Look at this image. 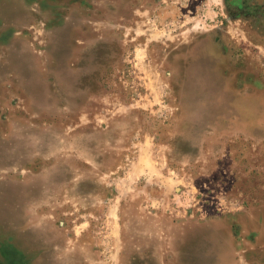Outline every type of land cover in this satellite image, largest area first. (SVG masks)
Instances as JSON below:
<instances>
[{
	"label": "rangeland",
	"instance_id": "obj_1",
	"mask_svg": "<svg viewBox=\"0 0 264 264\" xmlns=\"http://www.w3.org/2000/svg\"><path fill=\"white\" fill-rule=\"evenodd\" d=\"M0 264H264V0H0Z\"/></svg>",
	"mask_w": 264,
	"mask_h": 264
},
{
	"label": "crops",
	"instance_id": "obj_2",
	"mask_svg": "<svg viewBox=\"0 0 264 264\" xmlns=\"http://www.w3.org/2000/svg\"><path fill=\"white\" fill-rule=\"evenodd\" d=\"M140 162L137 164V166H139ZM143 171V170H142Z\"/></svg>",
	"mask_w": 264,
	"mask_h": 264
}]
</instances>
